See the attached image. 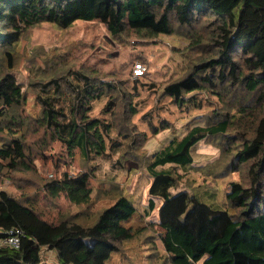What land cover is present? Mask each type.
Masks as SVG:
<instances>
[{"label": "trees", "instance_id": "1", "mask_svg": "<svg viewBox=\"0 0 264 264\" xmlns=\"http://www.w3.org/2000/svg\"><path fill=\"white\" fill-rule=\"evenodd\" d=\"M78 20L99 21L115 37L133 33L152 38L173 33L174 24L187 26L190 43L198 47L208 35L206 54L184 77L168 82L164 93L183 106L196 102L191 93L209 91L223 98L225 91L236 98L229 106L239 114L219 112L215 122L193 125L150 157L149 210L155 208L156 197L163 199L158 215L171 264H264V0H0V118L27 101L23 84L13 74L15 49L24 33L44 22L67 28ZM198 27L205 31L199 34L202 39L194 37ZM69 73L77 80L70 85L69 111L60 103L58 80L39 82L42 109L36 123L70 150L104 154L111 124L89 112L92 101L106 91L83 72ZM112 104L109 99L107 109ZM20 117L10 124L19 123ZM215 137L230 143L233 169L247 167L249 183L231 182L228 208L209 205L187 190L175 192L180 175L159 168L188 166L193 146ZM0 157L11 171L31 168L21 137L0 146ZM90 180L88 172L65 171L48 179L44 189L52 198L64 195L74 204H87L93 192ZM136 213L134 202L120 195L90 224L71 218L49 220L31 201L1 190L0 264H44V247L56 250L61 264H110L121 244L141 230L126 224ZM15 227L23 230L19 247L2 245L6 232Z\"/></svg>", "mask_w": 264, "mask_h": 264}, {"label": "rangeland", "instance_id": "2", "mask_svg": "<svg viewBox=\"0 0 264 264\" xmlns=\"http://www.w3.org/2000/svg\"><path fill=\"white\" fill-rule=\"evenodd\" d=\"M174 29L173 33L152 38L133 33L115 37L99 21L78 20L67 28L44 22L29 28L15 49L13 74L23 84L27 101L0 118V146L14 137L24 139L31 168L11 171L8 161L0 157V191L31 201L49 220L71 218L84 224L94 222L120 195L128 196L137 213L126 224L141 230L121 244L110 264H171L166 230L158 215L163 199L156 197L155 208L149 210V159L172 139L184 136L193 125L215 122L219 112L230 109V102L237 101L225 91L223 98L213 92L197 91L191 93L196 102L179 106L164 93V86L188 74L210 44L208 35L200 47L190 43L192 32L187 26L174 24ZM195 32L194 37L201 39L199 34L205 33L200 27ZM139 62L146 70L136 78L134 67ZM70 70L89 75L106 91L92 101L89 112L91 117L111 124L104 154L91 152L86 156L79 147L70 150L36 123L42 109L37 97L39 82L58 80L60 103L69 111L73 95L70 85L77 84ZM107 82L111 87L105 85ZM109 99L113 104L107 109ZM134 107L136 112H132ZM238 112L231 110L232 114ZM15 117H20V122L11 125ZM229 147L225 137L203 139L193 146V162L188 166L166 164L159 168H171L180 175L175 192L187 190L209 205L228 208L231 182L249 183L246 166L233 169L234 156ZM65 171L91 175L93 192L89 203L77 205L64 195L52 198L46 193L45 182ZM196 264H202V260Z\"/></svg>", "mask_w": 264, "mask_h": 264}, {"label": "built area", "instance_id": "3", "mask_svg": "<svg viewBox=\"0 0 264 264\" xmlns=\"http://www.w3.org/2000/svg\"><path fill=\"white\" fill-rule=\"evenodd\" d=\"M146 67L142 62L136 63L134 67V77H141L145 73ZM23 230L15 227L6 232L1 240L2 245H9L12 247H19Z\"/></svg>", "mask_w": 264, "mask_h": 264}, {"label": "crops", "instance_id": "4", "mask_svg": "<svg viewBox=\"0 0 264 264\" xmlns=\"http://www.w3.org/2000/svg\"><path fill=\"white\" fill-rule=\"evenodd\" d=\"M42 260L44 264H61L58 259L57 251L54 249H49L47 247H44L42 249Z\"/></svg>", "mask_w": 264, "mask_h": 264}]
</instances>
